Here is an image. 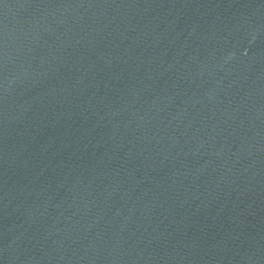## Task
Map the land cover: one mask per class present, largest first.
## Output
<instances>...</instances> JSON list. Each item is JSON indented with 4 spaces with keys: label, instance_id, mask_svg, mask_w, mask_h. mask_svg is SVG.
<instances>
[{
    "label": "water",
    "instance_id": "water-1",
    "mask_svg": "<svg viewBox=\"0 0 264 264\" xmlns=\"http://www.w3.org/2000/svg\"><path fill=\"white\" fill-rule=\"evenodd\" d=\"M0 264H264V0H0Z\"/></svg>",
    "mask_w": 264,
    "mask_h": 264
}]
</instances>
